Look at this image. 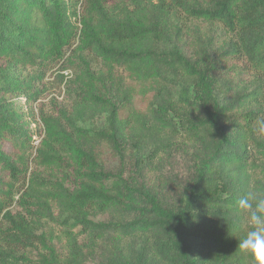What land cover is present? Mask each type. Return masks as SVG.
<instances>
[{
    "label": "trees",
    "instance_id": "obj_1",
    "mask_svg": "<svg viewBox=\"0 0 264 264\" xmlns=\"http://www.w3.org/2000/svg\"><path fill=\"white\" fill-rule=\"evenodd\" d=\"M258 118L264 0H0V264H252Z\"/></svg>",
    "mask_w": 264,
    "mask_h": 264
},
{
    "label": "clouds",
    "instance_id": "obj_2",
    "mask_svg": "<svg viewBox=\"0 0 264 264\" xmlns=\"http://www.w3.org/2000/svg\"><path fill=\"white\" fill-rule=\"evenodd\" d=\"M255 131L264 137V118L255 121ZM241 212L247 213L248 229L238 238V249L250 257L252 264H264V194L247 191L238 201Z\"/></svg>",
    "mask_w": 264,
    "mask_h": 264
},
{
    "label": "rangeland",
    "instance_id": "obj_3",
    "mask_svg": "<svg viewBox=\"0 0 264 264\" xmlns=\"http://www.w3.org/2000/svg\"><path fill=\"white\" fill-rule=\"evenodd\" d=\"M78 44L79 40L75 42L74 47H76ZM69 53L70 52L68 51V49H63L61 51V56L50 63L49 69L46 71L44 79L47 89L44 93V96L40 99L41 101L46 102L52 96L56 99H60V96H58V92H65L66 82L73 78L74 70L76 68V60L73 64V62L71 61L72 59H69ZM35 138L37 139L38 137L35 136ZM30 166L31 168H33V164ZM18 196L19 194L15 195V198H18ZM10 211L13 214H25L24 209L19 206L18 203H14L10 207Z\"/></svg>",
    "mask_w": 264,
    "mask_h": 264
}]
</instances>
